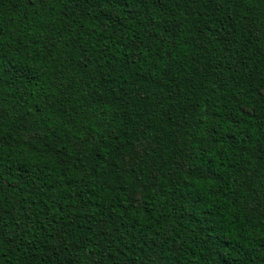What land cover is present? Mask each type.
Wrapping results in <instances>:
<instances>
[{
  "label": "trees",
  "instance_id": "obj_1",
  "mask_svg": "<svg viewBox=\"0 0 264 264\" xmlns=\"http://www.w3.org/2000/svg\"><path fill=\"white\" fill-rule=\"evenodd\" d=\"M0 264H264V0H0Z\"/></svg>",
  "mask_w": 264,
  "mask_h": 264
}]
</instances>
